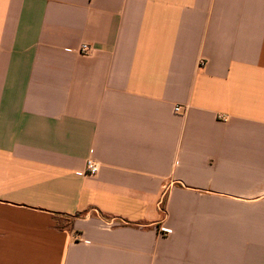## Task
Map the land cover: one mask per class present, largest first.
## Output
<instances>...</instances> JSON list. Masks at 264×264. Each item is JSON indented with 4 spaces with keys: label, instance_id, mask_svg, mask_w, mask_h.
<instances>
[{
    "label": "crops",
    "instance_id": "1",
    "mask_svg": "<svg viewBox=\"0 0 264 264\" xmlns=\"http://www.w3.org/2000/svg\"><path fill=\"white\" fill-rule=\"evenodd\" d=\"M0 264H264V0H0Z\"/></svg>",
    "mask_w": 264,
    "mask_h": 264
},
{
    "label": "built area",
    "instance_id": "2",
    "mask_svg": "<svg viewBox=\"0 0 264 264\" xmlns=\"http://www.w3.org/2000/svg\"><path fill=\"white\" fill-rule=\"evenodd\" d=\"M94 49L86 44V43H81L78 46L77 49V53L81 56H89L93 53ZM180 111V108L178 106L174 107V113H178ZM99 171V166L97 163H95L94 161H92L91 159H87L85 162V171H84V175L87 176H94L97 174V172ZM158 233L161 236H167L170 234V229H168L167 227L160 225L158 228Z\"/></svg>",
    "mask_w": 264,
    "mask_h": 264
}]
</instances>
